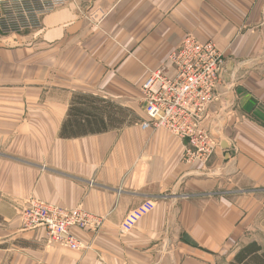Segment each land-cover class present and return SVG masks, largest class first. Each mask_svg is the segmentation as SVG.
Instances as JSON below:
<instances>
[{
  "label": "crops",
  "instance_id": "0c3cea01",
  "mask_svg": "<svg viewBox=\"0 0 264 264\" xmlns=\"http://www.w3.org/2000/svg\"><path fill=\"white\" fill-rule=\"evenodd\" d=\"M187 34L224 60L204 122L218 147L205 164L140 126L141 85L163 66L174 76L170 56ZM75 95L122 108L126 123L91 133L106 121L102 103L79 104L61 137ZM263 194L264 0H75L38 30L0 34V264H226L255 241ZM33 199L103 224L74 230L80 250L51 244L20 221ZM146 201L155 209L122 234Z\"/></svg>",
  "mask_w": 264,
  "mask_h": 264
},
{
  "label": "built area",
  "instance_id": "2783aa9c",
  "mask_svg": "<svg viewBox=\"0 0 264 264\" xmlns=\"http://www.w3.org/2000/svg\"><path fill=\"white\" fill-rule=\"evenodd\" d=\"M75 0H0V34L3 36L32 32L42 27L44 18L57 8ZM174 76L163 66L152 71L141 85L146 119L143 130H165L184 142L183 161L207 163L218 142L205 127L210 106L218 99L223 71V55L213 41L201 42L184 36L180 47L170 56ZM95 182L91 181L90 186ZM155 209L146 201L126 216L122 234L131 232L138 222ZM25 229L44 228L51 244L72 250L83 248L74 230L97 231L103 218L82 208L64 209L41 200H30L19 212Z\"/></svg>",
  "mask_w": 264,
  "mask_h": 264
},
{
  "label": "trees",
  "instance_id": "16d2710c",
  "mask_svg": "<svg viewBox=\"0 0 264 264\" xmlns=\"http://www.w3.org/2000/svg\"><path fill=\"white\" fill-rule=\"evenodd\" d=\"M86 103H102V107L97 106V109L106 115V121L104 116H100L94 119L93 126L91 123L88 126L89 132L91 133H102L110 129L119 128L124 125L125 113L122 108L116 107L109 102L102 101L100 99L86 96V95H75L72 99L67 120L64 123V127L61 133V137L69 138L67 126L70 124L71 119L79 112H82V108L78 107L79 104ZM185 241L196 246L190 239L185 238ZM226 264H264V246L259 242L252 241L242 246L236 253L234 259Z\"/></svg>",
  "mask_w": 264,
  "mask_h": 264
},
{
  "label": "rangeland",
  "instance_id": "374dc122",
  "mask_svg": "<svg viewBox=\"0 0 264 264\" xmlns=\"http://www.w3.org/2000/svg\"><path fill=\"white\" fill-rule=\"evenodd\" d=\"M257 225L254 231H252V239L264 246V211L261 216L258 217Z\"/></svg>",
  "mask_w": 264,
  "mask_h": 264
},
{
  "label": "water",
  "instance_id": "95a60500",
  "mask_svg": "<svg viewBox=\"0 0 264 264\" xmlns=\"http://www.w3.org/2000/svg\"><path fill=\"white\" fill-rule=\"evenodd\" d=\"M221 145H222L223 148H227V143L226 142L222 141Z\"/></svg>",
  "mask_w": 264,
  "mask_h": 264
}]
</instances>
